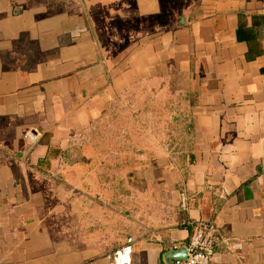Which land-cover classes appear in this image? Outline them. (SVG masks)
Wrapping results in <instances>:
<instances>
[{
	"label": "crops",
	"instance_id": "1",
	"mask_svg": "<svg viewBox=\"0 0 264 264\" xmlns=\"http://www.w3.org/2000/svg\"><path fill=\"white\" fill-rule=\"evenodd\" d=\"M259 17L264 0H0V264H112L130 238L132 264H170L200 220L212 264H264Z\"/></svg>",
	"mask_w": 264,
	"mask_h": 264
},
{
	"label": "built area",
	"instance_id": "2",
	"mask_svg": "<svg viewBox=\"0 0 264 264\" xmlns=\"http://www.w3.org/2000/svg\"><path fill=\"white\" fill-rule=\"evenodd\" d=\"M31 140H35L29 135ZM182 207L186 209V197L182 198ZM220 242V233L214 221H195L191 223V235L186 244L175 250L184 248L187 253L185 261H177L174 264H212L216 250ZM233 250H242L240 242L234 243ZM133 239L117 250L112 257V264H132Z\"/></svg>",
	"mask_w": 264,
	"mask_h": 264
},
{
	"label": "water",
	"instance_id": "3",
	"mask_svg": "<svg viewBox=\"0 0 264 264\" xmlns=\"http://www.w3.org/2000/svg\"><path fill=\"white\" fill-rule=\"evenodd\" d=\"M167 258H170V264H174L177 261H185L187 259V253L184 248L171 250Z\"/></svg>",
	"mask_w": 264,
	"mask_h": 264
},
{
	"label": "trees",
	"instance_id": "4",
	"mask_svg": "<svg viewBox=\"0 0 264 264\" xmlns=\"http://www.w3.org/2000/svg\"><path fill=\"white\" fill-rule=\"evenodd\" d=\"M263 19H264V18H262V17H259V19L257 18V23H256V24H258V20H263ZM255 22H256V18H255ZM254 25H255V23L253 22L252 28H250V29L248 30L249 32H251L252 29H254V28H253Z\"/></svg>",
	"mask_w": 264,
	"mask_h": 264
}]
</instances>
